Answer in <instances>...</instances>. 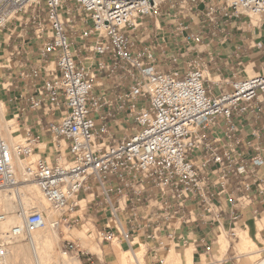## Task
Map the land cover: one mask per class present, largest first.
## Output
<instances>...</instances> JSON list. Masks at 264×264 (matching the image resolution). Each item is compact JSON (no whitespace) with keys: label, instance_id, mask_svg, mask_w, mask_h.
<instances>
[{"label":"built area","instance_id":"2783aa9c","mask_svg":"<svg viewBox=\"0 0 264 264\" xmlns=\"http://www.w3.org/2000/svg\"><path fill=\"white\" fill-rule=\"evenodd\" d=\"M200 4L211 37L220 23L237 21L264 38V0H0L2 88L15 92L9 102L24 139L11 147L0 131V191L17 197L21 219L12 237L43 229L50 210L62 236L85 228L97 248L132 253L139 240L156 257L204 226L219 230L227 218L235 237L245 211L259 217L264 70L205 76L214 57L200 58L202 34L188 32L185 21ZM163 15L184 45L170 62L188 58L186 71L154 67L159 44L150 40ZM40 137L49 140L51 161L31 160ZM17 160L26 161L21 175ZM28 180L46 209L23 205L19 188ZM7 242L0 241V259ZM192 243H203L207 255L214 245ZM60 250L86 254L79 239L62 237Z\"/></svg>","mask_w":264,"mask_h":264},{"label":"crops","instance_id":"0c3cea01","mask_svg":"<svg viewBox=\"0 0 264 264\" xmlns=\"http://www.w3.org/2000/svg\"><path fill=\"white\" fill-rule=\"evenodd\" d=\"M204 8L203 4L197 6V10L194 13L189 14L188 18L185 20L187 25L189 26L188 32L200 33L202 34L203 41L197 46L199 51H205V53L200 55V58L204 62L207 63L208 57L206 52H209L214 57V65L211 63H207L205 65L206 75L212 79L219 74L225 76L227 78H232L233 76L242 77L247 73V69L249 65L252 64L251 70L253 73H258L261 70H264V38L259 29H252L249 26L240 28L239 22L235 21L230 23L228 26L224 27L222 23L219 24V28L221 30L217 31L216 37H211L205 23L204 17ZM195 15V16H194ZM169 21V20H168ZM169 28L165 27V23L160 22L158 20L156 22L159 30L155 31L151 36V40L155 43H158L159 46L155 53V65L154 67L160 68L163 71H169L172 68L178 67L182 71H186V59H180L176 65L171 64L170 57L177 54L178 51H184L182 44H180V37H175V30L171 26L169 22H167ZM153 27V24H150ZM0 46H2V39L0 38ZM4 47L0 52L3 53ZM190 55H196L195 52H192ZM248 74V73H247ZM1 91V90H0ZM4 93V92H3ZM1 94V93H0ZM3 100L7 107V110L10 109L14 111L16 108V104L9 102L11 96H15V92L12 94H2ZM20 119V116H19ZM16 123L18 124V116L16 115ZM22 126V123H20ZM31 124L28 123L27 126ZM20 133V129L18 130ZM34 132L37 133V130L34 129ZM21 135V134H20ZM22 136V135H21ZM44 143V151L39 152V156L41 158H48L53 156L54 151L49 144L48 138L40 137L36 146L39 143ZM36 152V149H35ZM256 208L260 212L259 216H262L260 219L254 217L252 211L249 209L245 211L239 218L236 229L238 240L235 243V247L232 243H228L224 250L217 246V259H214V248L217 243L219 245L220 234L223 232H219L216 228L211 226H204L202 229L197 230V232L193 233L187 239H190L189 242L185 243L183 247L172 248L171 250H166L164 252H160L158 256L154 257V253L151 250L145 249V256L143 255L144 264H155V260L159 258H164V260L172 258L171 264H204L201 263V258L205 257V259H210L211 261L216 262L217 264H247L240 254V234H244L250 238L252 243L255 245L256 249L259 247L262 251L264 250V202L259 203ZM223 227L229 232L231 228L230 222L227 218L223 221ZM206 240L207 242H214L212 251L210 254H205L204 252V244H191L192 240ZM261 240V242L259 241ZM258 246V247H257ZM121 248V246H119ZM232 247V248H231ZM123 248V247H122ZM258 248V249H259ZM99 249L98 254H92L90 252H85L81 258H83L84 264H96L102 263V257L106 258L107 256L114 254V248L109 247V245H103ZM237 251V254L231 255L232 253L229 250ZM259 249V256H260ZM139 250V249H138ZM141 250V248H140ZM139 250V251H140ZM239 250V251H238ZM138 251V252H139ZM229 253V254H228ZM228 254V255H227ZM258 256V252H254ZM264 255V251L262 252ZM220 256V257H219ZM240 257V259L236 260L235 258ZM261 257V256H260ZM80 262V260H79ZM264 257L260 258L259 264H263ZM81 263V262H80ZM170 264V262H169ZM208 264V263H206Z\"/></svg>","mask_w":264,"mask_h":264},{"label":"bare ground","instance_id":"6f19581e","mask_svg":"<svg viewBox=\"0 0 264 264\" xmlns=\"http://www.w3.org/2000/svg\"><path fill=\"white\" fill-rule=\"evenodd\" d=\"M251 16H252V23L254 24L257 20V17L253 15ZM251 66L252 64L249 65L247 69V73L249 76H253L254 74H256L252 72ZM206 73L207 72H205V76L207 77ZM2 85H3V82H2ZM16 115H17L16 109L11 113V115H9L7 111V107L3 100V96L0 94V131L3 137L7 140V142L9 143L11 147L22 144V143H18L21 135L19 137L18 135H14V134H17L15 133L17 132L15 129V126H17ZM39 146L40 147L43 146L44 148V143L43 145L39 143ZM62 146L64 148V143L62 144ZM34 154H36V156L39 158V155H38L39 152H37V150ZM50 158L51 157H48V159ZM15 165H16L18 175H21L23 169L26 166V162L23 160H17L15 162ZM4 192H7V193H4ZM19 192L21 193V200L25 207L31 206V205H37L41 208L44 206L48 207L46 201L42 197L41 193L39 192L37 186L35 185L33 181L28 180L27 182L21 184L19 188ZM17 202H18V199L16 196H14L13 193L9 191H0V212H1L0 215H3V219L0 221V238H1L0 241L8 240L7 243L9 244V246L15 247L18 241L24 240L27 242L29 246L31 258L33 256L32 263L34 259L37 258L41 264H56V259H55L54 254L56 253V245H57L58 236H57L56 230L51 227V222L53 221V219H51V217L48 214H46V211L44 215L46 226L43 229L33 232L30 235V237H27V238H24V237L15 238L10 235L13 228L21 225V219L16 213ZM52 214H54L55 216V213L52 212ZM218 231L219 232L223 231L220 234L218 246H220L219 248H222L221 250H224L227 245V241L225 240V237H224L227 234V230L226 228L221 227L219 228ZM236 237H237V230L235 232L234 238ZM239 238H240V243H239L240 251L251 252L250 250L255 248V245L252 243L250 238H248L245 235V233L240 234ZM141 246L144 248V245L142 243H139V250ZM9 248L10 247L7 248V253L5 257L0 259V264H8L9 254H10ZM60 252H61L60 253L61 254V259H60L61 264H69L68 262L66 263L64 260V256H66V254H64L62 251ZM247 254L249 255L252 253H247ZM15 255H16V258L22 257L23 260H26L28 257L26 253H24L23 249L20 247L16 249ZM136 255H137L136 253H132L129 251L122 252L121 264H138L139 263L137 259L138 256L136 257ZM163 261L165 264V260ZM73 263L79 264V261L76 260L75 262L73 261Z\"/></svg>","mask_w":264,"mask_h":264},{"label":"rangeland","instance_id":"374dc122","mask_svg":"<svg viewBox=\"0 0 264 264\" xmlns=\"http://www.w3.org/2000/svg\"><path fill=\"white\" fill-rule=\"evenodd\" d=\"M192 13H194V12H192ZM169 17L166 16V15H163L160 18L161 24L162 23H165V27L166 28H169V25L167 23L168 20H169ZM6 39H7V36H4V39L3 40H6ZM0 50H2V47L1 46H0ZM4 54H5V49H3V53L0 52V62L2 61V57L4 56ZM2 74H3V72L0 70V78H1V75ZM1 85H2V82L0 80V90H1L0 93L2 95V94H4L3 93L4 91H3V88L1 87ZM7 111L9 113V115H11V113L13 112L10 109H8ZM18 124H19V126H15V129L17 131L15 133H17V134H14V135H18V137H19L20 136V133L18 132V130L21 128V124H20L19 121H18ZM22 142H23V137L20 136L18 143H22ZM40 144L43 145L42 142ZM41 147H42V149H41ZM41 147L39 145H38V147L37 146L35 147V149L37 150V152L44 151L43 146H41ZM37 159H38V157L36 156V154H33V156L31 157V160L34 162ZM48 160L51 161L52 158H50ZM4 193H7V192H4ZM45 207L47 208V206H44L42 208L45 209ZM0 214H1V212H0ZM46 214H48L51 217V219H54V217H55L54 214H52V212L50 210H46ZM261 217L262 216H259L257 218V220L260 219ZM262 232L264 233V230ZM56 233H57V236H58L57 245H56V253L54 254L55 255V259H56V264H61V261H60V259H61L60 245L62 244V237L66 238V239H72V240L79 239L81 246L86 249V252H90L92 254H98L99 255V249L96 247L95 243H93V242L90 241V239L88 238V236L86 234L85 228H83V230H81V231L80 230H75L73 232H66L64 230V235L63 236L59 233V231L56 232ZM226 235L224 236L225 237V240L229 244L232 243L233 246L235 247V243L238 240V237L234 238V237L230 236V233L228 231H227V234ZM237 235H238V233H237ZM0 240H1V238H0ZM259 241L261 242V240H259ZM136 243L139 244V243H141V241L137 240ZM262 243H264V241ZM217 246L218 245L216 243L215 248H214V259L215 260L217 259L216 255L218 256ZM9 247H10L9 248L10 254H9L8 264H32V258H33V256L31 258L30 249H29V246H28V244H27L26 241L20 240V241L17 242V244L15 245V247L14 246H9ZM18 247L22 248L23 251H24V253H26V255L28 256L26 260H23L22 257L16 258L15 253H16V249ZM115 247L116 248H114V254H111V255L107 256L106 258H103L102 257V259H101L102 260V263L96 262V264H121V258H122L121 255H122V252L128 251V250H126L124 248H120L119 245H115ZM258 248L256 249V247H255V248L251 249L250 250L251 252H249V251H239V250L238 251L240 252L241 255H245V256H242V257H243V259L245 260V262L247 264H259L260 258L261 257H264V255L262 254V252L264 250L262 251L259 248L260 251H261L260 252V256L261 257H260L259 256V249ZM138 251L139 250L137 248L134 251L137 254L136 257L138 256L137 259H138V261H139L140 264H144L142 258H143V255H144L145 250L141 246V250L139 252ZM229 252L232 253L231 255L237 254L236 249L235 250H231L230 249ZM254 252H258V256L256 254H254ZM247 253H252V254H249L248 255ZM139 256H141V257H139ZM235 259L238 260V259H240V257L237 256V258H235ZM64 260H65L66 263L68 262L69 264H75V263H73V261L75 262L76 260H78V261L80 260L81 263L79 262V264H84L83 258L80 257V259H79L75 254H66V256H64ZM169 262H170V264L172 263V258L171 257L169 259L165 260V264H169ZM201 263H204V264H206V263H208V264H217L216 262L211 261L210 259H205V257H202L201 258ZM194 264H196V263H194Z\"/></svg>","mask_w":264,"mask_h":264}]
</instances>
